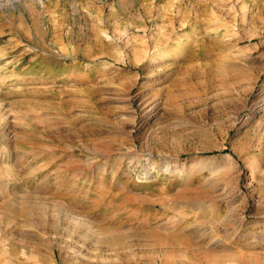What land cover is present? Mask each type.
I'll use <instances>...</instances> for the list:
<instances>
[{
	"label": "rangeland",
	"instance_id": "374dc122",
	"mask_svg": "<svg viewBox=\"0 0 264 264\" xmlns=\"http://www.w3.org/2000/svg\"><path fill=\"white\" fill-rule=\"evenodd\" d=\"M0 264H264V0H0Z\"/></svg>",
	"mask_w": 264,
	"mask_h": 264
},
{
	"label": "bare ground",
	"instance_id": "6f19581e",
	"mask_svg": "<svg viewBox=\"0 0 264 264\" xmlns=\"http://www.w3.org/2000/svg\"><path fill=\"white\" fill-rule=\"evenodd\" d=\"M13 173V172H12Z\"/></svg>",
	"mask_w": 264,
	"mask_h": 264
}]
</instances>
